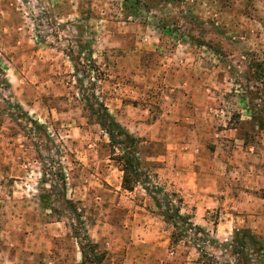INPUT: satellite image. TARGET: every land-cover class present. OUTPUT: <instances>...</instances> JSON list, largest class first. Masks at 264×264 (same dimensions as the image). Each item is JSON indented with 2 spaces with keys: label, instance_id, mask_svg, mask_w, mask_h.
Here are the masks:
<instances>
[{
  "label": "rangeland",
  "instance_id": "obj_1",
  "mask_svg": "<svg viewBox=\"0 0 264 264\" xmlns=\"http://www.w3.org/2000/svg\"><path fill=\"white\" fill-rule=\"evenodd\" d=\"M86 41L96 68L81 62L76 72L68 51ZM89 93L112 115L123 100L122 126L132 133L155 126L153 140L141 143L142 172L154 175L158 167L147 158L163 156L167 145L192 148L199 140L230 154L234 194L245 198L243 173L264 183V0H0V264H78L80 247L85 264L100 254L104 264L202 263L192 233L172 243L181 231L159 215L163 207L156 212L162 225L135 229V240L88 247L86 224L122 216L105 181L118 175L112 165L123 166L89 117ZM234 130L256 147L254 156L237 152L226 136ZM158 183L180 207L182 195ZM251 194L264 198V188ZM223 216L208 215L214 230ZM55 222L61 225L49 226ZM257 222L264 243V219ZM209 233L214 244L202 264L249 263L248 254L226 247L236 236L217 243ZM158 234L169 238L163 252L152 249L166 241Z\"/></svg>",
  "mask_w": 264,
  "mask_h": 264
},
{
  "label": "crops",
  "instance_id": "obj_2",
  "mask_svg": "<svg viewBox=\"0 0 264 264\" xmlns=\"http://www.w3.org/2000/svg\"><path fill=\"white\" fill-rule=\"evenodd\" d=\"M117 101L120 103V106L115 108L119 109H114L115 114L112 115V106H109V113L122 126L125 125V111L123 110L129 106H124L123 100ZM190 118L191 116H188L187 121L191 120L193 122ZM122 127L131 136L141 141L146 140L144 138L152 141V138H154L152 133H154L155 126L150 125L148 127V132L152 130L150 134L147 132L142 135H136L127 127ZM192 133L194 134L195 130ZM226 134V136L232 138L231 141L236 145L235 148L238 153L248 156L255 155L256 147L250 145L246 137H239L236 130L232 131L231 135H228L227 132ZM195 145L197 147L191 148L189 145L176 142L167 145L163 156L147 158L149 164H154L158 168L155 170L156 172H154L153 176L148 175L149 183H138L131 192L125 190L123 187L124 172L122 169L112 165L111 169L118 171V175H116V179L111 180L107 178L105 183L112 188L109 191L116 195V202H118V207L122 210V216L117 217L116 214L110 215L108 218L100 220L92 226H87L86 224V232H84L88 242L96 246V250L99 249L101 251L100 246L104 247L107 245L110 248L111 245L117 243L125 245L124 239L128 237H132L135 240V236L132 235L135 229L142 232V230H145L146 225H151L155 222L158 223L157 225L161 224L159 221L161 214H159L160 216L156 214L159 211V207L153 197L148 194L146 187L148 185L150 188L156 185L160 186L158 180H164L177 190L175 193H180L183 196L180 197L182 199L180 214L185 216V213H188L190 209V215H187L191 218L190 221L207 233L213 230L212 235L214 237L210 236L214 241L217 243H229L235 236L246 233L253 237L260 246L263 245L261 248L264 250V243L261 242L263 236L259 235L260 232L257 230L259 224L257 220L263 221L264 219V198L251 194L262 190L264 183L261 186L259 182L254 185L256 175L252 172H245L242 174V177L247 182L242 188H244V195L246 197L244 198L243 195L236 197L234 194L235 185L232 183L230 174L232 166L230 154L221 148L210 150L199 140L196 141ZM141 150L139 154L140 161H142ZM112 173L115 174L114 171ZM250 179H252L251 182ZM247 195H252V200L247 199ZM257 208L263 211L257 212ZM218 210H220L221 215H224L223 219L226 218L227 222H220L215 226L214 230L213 224L208 219V215ZM257 214L260 216H257ZM80 219L86 220V217L81 216ZM161 222L165 225L164 221ZM58 225H61V222H55L49 226L55 229ZM158 237L165 238L166 241L164 243L161 242V245H157L158 247L152 249L163 252L167 249L169 238L160 236L159 234ZM122 247L117 248L114 252L120 251ZM80 248L82 261L78 264H85L83 262L84 248ZM104 261L100 264H104Z\"/></svg>",
  "mask_w": 264,
  "mask_h": 264
},
{
  "label": "trees",
  "instance_id": "obj_3",
  "mask_svg": "<svg viewBox=\"0 0 264 264\" xmlns=\"http://www.w3.org/2000/svg\"><path fill=\"white\" fill-rule=\"evenodd\" d=\"M91 41H86L84 43V47L79 48V52L77 53L74 49H70L68 51L69 57L74 62V66L76 68V72H78V66L80 63H84L86 67L89 68L90 72H94L96 68V64L93 59V53L91 49L89 48V45L91 44ZM75 54H78L76 57ZM83 57H82V56ZM76 59L78 62H76ZM81 63V64H82ZM82 78H77L76 82L78 85L83 84ZM91 85H94L91 83ZM94 92V91H93ZM93 99V104L90 103V99ZM85 108L88 110L89 117L94 119V121L100 125L102 128H104L109 135L110 144L114 147V149H117L120 152V155H117V160L123 162V166H121L122 171L124 172V179H123V187L125 190L131 192L134 190L135 186L138 183L146 184L149 183L148 174L141 171L140 167L142 166L140 161V149L142 141L139 139L134 138L131 136L119 123L115 121V119L111 116L109 113L108 108L105 106L104 103H99L98 100L95 99V97L92 95V93L86 97L85 99ZM258 125L260 129H262V126L260 122H258ZM129 172H131L133 177L135 176L136 179L132 180L129 178ZM131 176V177H132ZM146 190L150 196L153 197V199L156 201L159 210H162V216L168 222L169 224H172L173 227L177 230H180L181 233L175 234L172 233V243L174 242L175 236H180L192 233L194 236L198 238V240L201 242L202 246V261L203 258L208 256L206 247L211 246L214 244V242L209 238V235L206 231L201 229L200 227L195 226L190 220L191 218L189 216H182L180 214L181 206L180 207H174L172 205V202L175 204L176 201L172 200V196L168 197L164 195L163 191L157 187L150 188L149 185L146 187ZM160 195H164V203H162L159 199ZM173 197H176L174 195ZM182 204V201H180V205ZM80 218V217H79ZM200 238V239H199ZM90 248L96 249L97 247L92 245L88 246ZM227 248L234 249V251L237 253L238 256H241L243 254L247 255L248 257H245L244 262L248 261L249 263H242V264H264V250L261 248L258 243H256L255 239L251 237L250 235L246 234L242 237V234H239L235 237L233 240V243L227 244ZM84 253V263L88 261V257L86 256L85 249H83ZM96 252V251H95ZM103 254V253H102ZM104 256L100 254V256L97 258L95 264H100L103 261ZM212 262L213 260H209ZM200 262V264H202ZM207 264H220V263H207Z\"/></svg>",
  "mask_w": 264,
  "mask_h": 264
}]
</instances>
